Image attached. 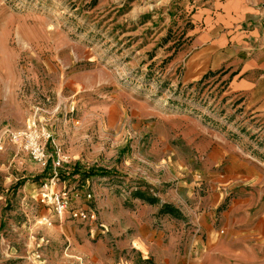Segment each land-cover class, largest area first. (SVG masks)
I'll use <instances>...</instances> for the list:
<instances>
[{
  "label": "rangeland",
  "instance_id": "obj_1",
  "mask_svg": "<svg viewBox=\"0 0 264 264\" xmlns=\"http://www.w3.org/2000/svg\"><path fill=\"white\" fill-rule=\"evenodd\" d=\"M196 4L0 0V264H264V122L170 74ZM36 113L96 221L40 202L50 170L9 137Z\"/></svg>",
  "mask_w": 264,
  "mask_h": 264
},
{
  "label": "crops",
  "instance_id": "obj_2",
  "mask_svg": "<svg viewBox=\"0 0 264 264\" xmlns=\"http://www.w3.org/2000/svg\"><path fill=\"white\" fill-rule=\"evenodd\" d=\"M190 15L191 38L170 74L180 69L176 82L184 86L222 83L234 110L250 115L246 124L264 122V0H197Z\"/></svg>",
  "mask_w": 264,
  "mask_h": 264
},
{
  "label": "built area",
  "instance_id": "obj_3",
  "mask_svg": "<svg viewBox=\"0 0 264 264\" xmlns=\"http://www.w3.org/2000/svg\"><path fill=\"white\" fill-rule=\"evenodd\" d=\"M26 128L22 132L11 131L9 137L15 144L20 141L21 146L28 151L33 160L35 159L45 168H50L51 176L42 186L44 190L40 196V202L47 205L52 204L59 218H62L69 211L71 217L75 220L81 222L96 221L94 211L72 207L70 190L66 187L58 191L54 189L57 181L60 180L62 169L69 163V160L63 154L59 145L55 143L52 131L43 124V121L38 117V113L29 119ZM49 141L55 147L53 151L48 150ZM91 196V194H88V197ZM42 220L46 224H51L46 218H42Z\"/></svg>",
  "mask_w": 264,
  "mask_h": 264
},
{
  "label": "trees",
  "instance_id": "obj_4",
  "mask_svg": "<svg viewBox=\"0 0 264 264\" xmlns=\"http://www.w3.org/2000/svg\"><path fill=\"white\" fill-rule=\"evenodd\" d=\"M48 170H50V168H47ZM97 172L95 171H89L88 173H86L87 175H93L96 174ZM71 174L76 175V174H80V169L79 168H74L73 171L71 172ZM88 175V176H89ZM135 195L141 199H147L149 202L155 204L157 203V198H152V197H148L144 192L138 191L135 193ZM177 209L174 208L173 206L169 205V204H165L163 205V207L160 209V213L162 214H170L172 216H175V214L177 213Z\"/></svg>",
  "mask_w": 264,
  "mask_h": 264
}]
</instances>
